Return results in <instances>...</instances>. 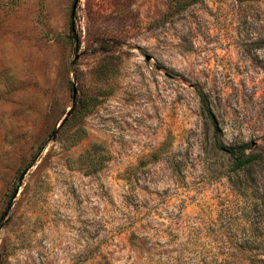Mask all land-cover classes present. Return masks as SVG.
<instances>
[{"label": "rangeland", "instance_id": "374dc122", "mask_svg": "<svg viewBox=\"0 0 264 264\" xmlns=\"http://www.w3.org/2000/svg\"><path fill=\"white\" fill-rule=\"evenodd\" d=\"M74 2L0 0V264L264 262V0Z\"/></svg>", "mask_w": 264, "mask_h": 264}, {"label": "trees", "instance_id": "16d2710c", "mask_svg": "<svg viewBox=\"0 0 264 264\" xmlns=\"http://www.w3.org/2000/svg\"><path fill=\"white\" fill-rule=\"evenodd\" d=\"M226 151L234 159V161L236 163V168L238 170H240V169L243 170L250 163L253 164V163H256V162L264 161V150H262L258 154H253L252 153V156L245 155V153L239 154L234 149H226ZM238 250L240 251V248ZM202 264H235V263L227 262L226 259H222L221 261L217 259V261H215V262H212V261L203 262L202 261ZM239 264H245V263H239ZM252 264H264V262H253Z\"/></svg>", "mask_w": 264, "mask_h": 264}, {"label": "water", "instance_id": "95a60500", "mask_svg": "<svg viewBox=\"0 0 264 264\" xmlns=\"http://www.w3.org/2000/svg\"><path fill=\"white\" fill-rule=\"evenodd\" d=\"M80 0H75L74 5H73V12L75 11L77 4ZM76 96V91H74V97ZM72 114V109L66 114L65 118L62 120L61 124H60V128L63 127L66 122L68 121L69 117ZM27 171L23 172L22 175L19 178V187L22 184V181L24 180V177L26 175Z\"/></svg>", "mask_w": 264, "mask_h": 264}]
</instances>
